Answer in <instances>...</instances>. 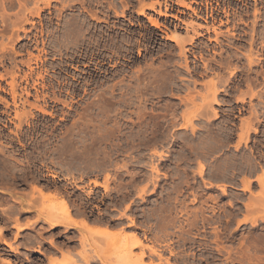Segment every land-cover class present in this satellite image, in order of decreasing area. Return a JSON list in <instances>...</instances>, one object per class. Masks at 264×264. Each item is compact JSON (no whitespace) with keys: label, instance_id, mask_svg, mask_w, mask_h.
<instances>
[{"label":"rangeland","instance_id":"374dc122","mask_svg":"<svg viewBox=\"0 0 264 264\" xmlns=\"http://www.w3.org/2000/svg\"><path fill=\"white\" fill-rule=\"evenodd\" d=\"M151 1L131 0L133 9L120 17L113 11L124 8L123 0H0V56H5L0 98L11 103L14 59L20 114L14 117L10 107L12 123L0 114V132L6 138L0 141V154H12L14 163L2 167L8 184H0L6 192L0 193V227L11 248L0 242V264H48V258L58 263L65 251L80 252L81 243L89 252L123 259L119 244L112 241L119 227L109 228L113 236L103 235L105 241L96 227L83 228L77 215L78 227L51 229L37 215H60V200H43L37 192L32 197L33 186L68 192L77 207L96 194L86 210L91 209V219L126 226L127 218L118 214L131 215L146 231L144 243L170 264H264V0H218L232 9L240 7L233 18L246 21L239 28L245 41L254 37L253 57L261 60L248 71L239 56L229 69L216 70L222 82L212 74L197 79L192 100L182 91L192 80H187L170 39H187L192 33L148 9L138 16L141 3ZM164 1L179 21L203 24L198 18L204 0L186 1L197 15L171 4L173 0L160 3ZM147 17L156 19L158 29ZM173 26L179 27L176 33ZM147 33L152 44L139 45V36ZM27 61L34 69L28 81ZM195 61L188 57L189 63H199ZM213 80L227 92L219 91L202 115L192 118L190 113L201 104L197 91L203 93L201 84ZM240 107L244 112L237 114ZM242 122L250 132L237 145L236 137H227ZM23 172L24 179L19 177ZM31 199L35 207L28 210ZM12 204L15 212L5 213ZM26 222L31 226L25 229ZM139 264L160 263L157 254L146 251Z\"/></svg>","mask_w":264,"mask_h":264},{"label":"bare ground","instance_id":"6f19581e","mask_svg":"<svg viewBox=\"0 0 264 264\" xmlns=\"http://www.w3.org/2000/svg\"><path fill=\"white\" fill-rule=\"evenodd\" d=\"M119 1V0H118ZM125 1L124 8L120 7L121 11H113L115 15H118L120 17H126L127 12H129V9H133L131 0H123ZM139 1V0H136ZM187 0H173L171 4L176 5L178 7H183L187 10H191L193 14L197 15L195 11L191 9L190 4L186 2ZM200 1V0H198ZM205 1V6L203 11L201 9L199 12H201V16L198 18V20L202 21L201 23H196V25L193 23V21H179L176 16L171 14V11L173 10V6L168 5V1H164L163 4L160 3V0H153L149 4L141 3L140 7L136 10L138 16H144L145 10H150L154 14L163 16L165 19L172 18L176 22L179 23L180 26H183L186 30V33L190 32L192 33V36L189 38H181L179 36H171L170 39L175 43L174 47L176 48L177 52L176 54L181 59L182 64H180L181 67H183L185 75L187 77V80H192V82H188L186 86L182 88V91L184 92V95L187 97L188 100H192V92L196 89L197 79H203L208 74H212L215 76L216 82H222L223 79L216 74V70L220 69H229L230 61L231 60H237L238 57H242L245 59L246 64L248 66V71H250L251 66L256 62L258 63L261 60V57H257V54L255 55L258 59L255 60L254 53V46L256 44V41L254 40V37L251 35L250 39L245 41V32L240 29V25L245 26L246 21L243 20V18H233L235 15V12L240 9V7H236L232 9L229 5H220V2L218 0H209L213 2L215 7H213L212 4L207 3V0ZM171 2V1H170ZM238 4H241V1H237ZM195 3V2H194ZM196 6L200 5V2L195 3ZM139 5V2H138ZM210 5V6H209ZM46 6H49V3L46 4ZM111 7H114L113 5H110ZM209 6V7H208ZM163 7V11H162ZM147 21L150 26H153L154 28L159 27L158 22L156 19H153L152 17H147ZM174 32L176 33L177 30H179V27L173 26ZM224 29V30H223ZM148 34V33H147ZM140 35L139 36V45H141V41L148 43L149 45L152 44V35ZM231 35V36H230ZM167 36V34H166ZM199 39L205 40V42H200ZM155 42V41H154ZM156 44V43H155ZM37 43L35 42V46ZM148 45V46H149ZM247 46L248 49L245 47ZM264 41L261 42V47H263ZM112 47H115L113 43H111ZM153 46V45H152ZM145 47V46H144ZM150 48V47H149ZM147 49V48H146ZM224 49H231L234 51V53L226 55V51ZM175 50V49H174ZM147 51V50H146ZM2 53H4L3 49L1 50ZM211 54L209 58H206V54ZM139 55H141V51L139 49ZM219 55V56H217ZM225 56V59H222L221 56ZM191 57L192 60H196L199 63H189L188 57ZM218 57V59H215ZM37 58V57H36ZM39 60V59H38ZM34 61V65L37 66V61ZM195 61V62H196ZM5 62V56H0V66ZM14 66L12 67L11 71V82L9 83L10 90H8L10 94L11 103H9L6 99L0 98V104L3 107V110L0 112L1 115H3L6 118V121L8 123H12V120L10 119V107L14 109V114L16 118L20 116L18 110V105L16 103V82L15 78L17 76L16 71L18 70L17 64L15 60H12ZM23 63V62H22ZM27 69L29 70V73L27 75H24V79L28 81L30 76L33 74L34 69L30 65V61H27L24 63ZM200 70V71H199ZM39 77V75H38ZM2 76H0V79ZM27 84V83H26ZM193 86L192 89H190V86ZM201 90L203 93L200 94V90L197 91L201 98V104L197 105L195 110L190 113V116L193 118L195 116H198L199 114L202 115V112L204 108H207L209 102H214L216 100L217 93L219 91L227 92L225 89H221L223 86L221 84L211 82L209 85L207 84H201ZM43 87V86H42ZM35 89V88H34ZM0 91L5 92L4 88L0 86ZM37 92V90H36ZM26 96H29V92L25 90ZM35 99H38L36 96ZM242 103L245 101L244 98L240 100ZM208 102V103H207ZM26 103V102H25ZM207 104V105H206ZM249 108L252 112L255 111L253 105H249ZM198 111V114L195 115L194 113ZM244 112L243 108H238L236 110L237 114H242ZM186 125H191V123H187ZM249 125L247 123L242 122L240 127H233V130L230 131V135H228L227 139H230L231 137H236L237 139V145H240L241 142H245L248 139L249 136ZM9 133H12L9 131ZM15 135V134H13ZM18 137L17 135H15ZM5 141L6 138L1 135L0 132V141ZM1 144V143H0ZM1 146V145H0ZM3 147V146H1ZM1 153V151H0ZM11 153L14 154V151ZM10 156V157H9ZM11 157L13 155H8L6 158L3 156V154H0V184L1 185H7V175L4 174L2 171V167L4 163H9L13 166V160H11ZM262 159H264V156H260ZM245 164L247 165V158H243ZM249 169V168H248ZM24 172L19 175L22 179L25 178ZM14 178V173L9 176V179ZM259 183L261 182V179L258 178ZM94 185H97L96 182H94ZM79 187L76 186V189ZM33 192L32 197L35 192L38 193L40 198L43 200H47L49 202H53L55 199L59 198L61 206L63 208V213L60 215L57 214V212H47L45 215L38 213L37 217L39 219H43L51 229H55L57 227H65V228H76L78 227V222L74 216H78L80 218L79 222L83 228L89 229L90 227H96V230L99 231V235H101V239L103 240V237L108 238V236L112 237L113 235H108L107 230L111 227L116 226L119 227L121 232L115 235L112 238L113 242H117L119 244V247L121 248L123 252V259L122 260H112L108 256H100L95 251L89 252L87 249H85V246L83 243H81V251L73 253V249H70L68 251H65L62 253L63 260L61 262H55L54 260L48 258V264H139L142 263L143 260L146 257V251L157 254L158 260L160 264H170L168 260L163 261L161 258V255L157 253V251L150 247L149 245H146L144 243L146 231L139 228V222L132 217L131 215L127 216L124 212L119 213V218H127L128 224L126 226L122 225V221L119 223H115V221L109 219L107 222H103L100 219H91L92 211L91 209L89 211H86L89 209V201H96L98 196L96 194H93L94 197H91L93 199H90L88 202L86 201L83 206H76L72 204L71 199L69 197L68 192H61L57 188L54 189V192H47V188L44 186L37 187L33 186ZM106 189V188H105ZM0 193L6 194V192L2 191L0 189ZM90 192L87 193V196H90ZM10 198H13L12 195L9 193ZM100 203L103 201V198L100 197ZM36 203V200L31 199L29 202V206L26 207V209L30 210L31 208H34ZM85 209L83 211H80L79 209ZM126 209H129L126 207ZM15 204L8 205L7 211L5 213L7 214H13L15 212ZM27 211V210H26ZM75 214V215H74ZM14 227L16 231H20L22 229V226L17 223V219H14ZM112 224V225H111ZM25 229L29 228L31 226L30 222H26L24 225ZM98 228V229H97ZM115 228V227H114ZM125 230H130L126 234L123 232ZM112 231V228H111ZM142 233V235H141ZM3 229L0 227V242L7 246L8 248H11V244H8L5 239L3 238ZM106 235V236H103ZM107 238H104L103 241H105ZM101 240V241H102ZM109 240V239H108ZM41 239H39L38 244H41ZM100 241V240H99ZM100 241V242H101ZM36 244V243H35ZM50 245L57 250V246L53 244L50 241ZM140 250V253H139ZM35 252L40 253V248L36 247L34 249ZM172 253V251H170ZM9 264V262L7 261Z\"/></svg>","mask_w":264,"mask_h":264}]
</instances>
